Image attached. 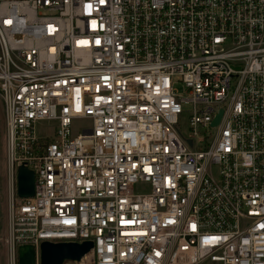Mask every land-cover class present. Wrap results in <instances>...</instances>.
<instances>
[{
    "label": "built area",
    "instance_id": "1",
    "mask_svg": "<svg viewBox=\"0 0 264 264\" xmlns=\"http://www.w3.org/2000/svg\"><path fill=\"white\" fill-rule=\"evenodd\" d=\"M0 97L8 264H264V0H0Z\"/></svg>",
    "mask_w": 264,
    "mask_h": 264
},
{
    "label": "water",
    "instance_id": "2",
    "mask_svg": "<svg viewBox=\"0 0 264 264\" xmlns=\"http://www.w3.org/2000/svg\"><path fill=\"white\" fill-rule=\"evenodd\" d=\"M222 111L217 115L213 124L220 121ZM17 193L19 197H30L34 194L35 173L26 164L17 169ZM93 247L92 240L60 241L43 240L39 246V264H65L68 261L79 262ZM18 264H36V249L32 244L18 247Z\"/></svg>",
    "mask_w": 264,
    "mask_h": 264
},
{
    "label": "rangeland",
    "instance_id": "3",
    "mask_svg": "<svg viewBox=\"0 0 264 264\" xmlns=\"http://www.w3.org/2000/svg\"><path fill=\"white\" fill-rule=\"evenodd\" d=\"M183 91V87H179ZM185 114L183 117V127L188 126V114L192 111L191 104H183ZM92 122L88 118H77L73 121V131L75 134L81 133L83 128L90 127ZM7 152H6V130H5V110L4 103L0 97V264H8L9 249L4 241L8 223V198H7ZM137 190H143L141 185L136 186ZM68 261L65 264H74Z\"/></svg>",
    "mask_w": 264,
    "mask_h": 264
}]
</instances>
